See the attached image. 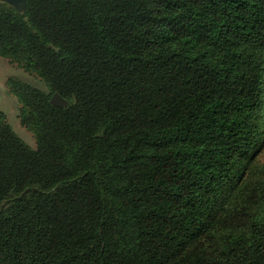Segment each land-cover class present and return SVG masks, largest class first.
<instances>
[{"label": "trees", "instance_id": "trees-1", "mask_svg": "<svg viewBox=\"0 0 264 264\" xmlns=\"http://www.w3.org/2000/svg\"><path fill=\"white\" fill-rule=\"evenodd\" d=\"M0 57V264H264V0L0 2Z\"/></svg>", "mask_w": 264, "mask_h": 264}, {"label": "rangeland", "instance_id": "rangeland-1", "mask_svg": "<svg viewBox=\"0 0 264 264\" xmlns=\"http://www.w3.org/2000/svg\"><path fill=\"white\" fill-rule=\"evenodd\" d=\"M0 2L12 7L19 14L24 11L23 9L16 8L13 4L8 3L7 1L0 0ZM8 79L21 80L41 89H45V85L36 74L25 69L21 63L11 62L7 58L0 57V111L5 114L6 122H8L17 136L30 148L35 149L36 144L33 133L19 123L18 108L20 104L17 102L16 97L8 91L6 83ZM261 130L264 133V121ZM256 163H264V144L256 157Z\"/></svg>", "mask_w": 264, "mask_h": 264}, {"label": "water", "instance_id": "water-1", "mask_svg": "<svg viewBox=\"0 0 264 264\" xmlns=\"http://www.w3.org/2000/svg\"><path fill=\"white\" fill-rule=\"evenodd\" d=\"M4 1H7L8 3L13 4L18 9L24 10V8H25V0H4ZM49 102L56 107H63L67 103V101L65 99H63L61 96H59L56 92H54L50 96ZM1 208H2V206H1Z\"/></svg>", "mask_w": 264, "mask_h": 264}]
</instances>
